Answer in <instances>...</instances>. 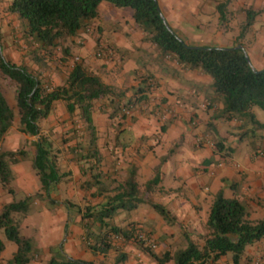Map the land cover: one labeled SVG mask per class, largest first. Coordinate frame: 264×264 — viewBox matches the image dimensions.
<instances>
[{"label": "trees", "instance_id": "1", "mask_svg": "<svg viewBox=\"0 0 264 264\" xmlns=\"http://www.w3.org/2000/svg\"><path fill=\"white\" fill-rule=\"evenodd\" d=\"M102 1L131 9V18L142 33L141 40L154 46L159 60L168 58L185 70L207 75L210 83L205 97L209 106L221 105L217 116L225 121H239L240 126L251 124L253 128H264V123L258 122L251 112L252 106L264 111V67L255 69L244 50L239 48L185 43L168 26L156 0H10L6 10L20 20L24 34L30 39L32 49L29 54L34 62L44 65L45 57L52 58L56 49L61 51V61L66 59L69 55L66 44L86 32ZM223 8L224 4L218 5L220 19L224 16ZM260 11L245 8L242 28L247 27ZM238 38L235 44H238ZM141 67L137 66L132 72L136 83L130 90L105 83L76 60L60 77L59 83L53 85L46 77H41L40 72L6 59L0 49V187L14 194L12 166L25 158L30 159L39 183L33 193L0 206V228L6 239L15 244V250L4 264H27L38 258L37 248L30 238L20 234L19 224L12 215L25 213L40 199H44L48 207L54 206L56 200L50 192L68 175L59 171L56 160L59 150L39 127V122L47 117L56 102L63 104L70 124V136L61 142L73 141L67 151L72 154L83 177L80 187L91 190L90 200L81 204L68 198L59 202L66 213L63 228L66 232L78 216L83 231L82 246L92 255H105L109 250H115L113 264L121 263L126 255L115 246L114 241L118 239L133 243L157 264L168 261L173 264H211L227 253L231 254L232 264H240L245 247L264 237V216L250 218L244 202L235 196L225 197L221 190L211 198L199 234L200 244L187 239L184 247L171 253L168 250L156 253L152 247L137 240L135 232L138 229L134 222L124 227L113 221L121 211L130 212L139 203H147L167 225L174 222L164 206L143 197L144 191L148 192L157 183L158 167L153 178L141 189L133 164H127L123 172H118L116 158H111L110 151L106 166V156L99 149L92 121L91 114L97 105L99 112L115 120L116 132L104 143L110 144L111 150H123L131 143L132 135L122 121L136 104L147 100L154 83L151 73L143 65ZM254 69L258 71L254 72ZM8 88L12 90L13 105L6 99ZM128 91L131 94L127 96ZM11 127L22 135V144L15 149H5L1 144ZM261 206L264 209V198ZM3 248L0 240V254ZM48 251L50 256L46 264H96L71 258L63 252L61 244L50 246Z\"/></svg>", "mask_w": 264, "mask_h": 264}, {"label": "crops", "instance_id": "2", "mask_svg": "<svg viewBox=\"0 0 264 264\" xmlns=\"http://www.w3.org/2000/svg\"><path fill=\"white\" fill-rule=\"evenodd\" d=\"M156 2L168 26L185 43L229 47L234 45L239 37L238 44L242 46L251 65L255 69L264 67V0H156ZM221 3L224 4L223 31L233 32L231 44L219 41L218 38L223 33L218 29L215 30L214 35L208 32L189 33L185 26L187 21L191 20L192 25L200 24L196 17L199 14H205L206 8H210L213 16L220 19L218 5ZM248 7L261 11L243 29L244 9ZM123 14H127L126 17H120L122 20L120 24L124 26L121 28L114 26L107 31H101L100 20L96 16L93 21L97 20L98 25L94 29V34L84 35L86 32L80 34L84 37H82L83 48L73 58L99 75L105 83L121 89L127 87L130 90L136 83L132 73L137 68L136 61L140 59V54L145 56V63L142 62V64L151 73L154 83L148 92L147 100L136 104L131 109L130 115L122 121L132 135L131 143L123 150L118 148L111 150L110 144H105L103 139H107L105 135L109 132L111 137L116 132L115 120H110L107 114L103 113L113 127H109V122L101 123L99 119L103 121L104 118L98 115L97 105L91 116L99 149L106 156V166L110 161L108 156L110 151L111 158H116L115 167L118 172H123L127 164H133L136 167V180L141 189L148 180L153 178L155 168L158 167V181L151 189L150 200L164 206L173 216L174 222L172 225H167L147 203H139L130 212L121 211L113 218V221L119 226L125 227L129 222H134L139 225L144 224V227L151 229H154V225L157 224L167 239L174 237L177 231L188 229L189 235L185 236V239L188 238L200 244V241L193 240L194 234L199 236L202 233L203 218L200 214L202 211L200 202L205 206V210H208L213 194L221 190L224 195L223 188L227 184L230 191L225 197L235 196L246 206L252 205L253 208H258L256 204H260L264 198V149L257 147L251 151L246 150L233 155L234 147L233 145L226 147V140L229 135H241L246 130L240 126L239 121H225L217 116L220 104L209 106L205 93L209 91L210 78L196 70H185L168 58L159 60L154 46L141 40L142 33L134 24L131 12H123ZM232 25H237L239 29L231 28ZM102 40L106 46L104 52L109 53L111 57L114 56L115 65L112 71L117 77L114 82L104 78L110 65L99 66L102 63L100 60L90 59L92 62L89 63H93L90 67L85 58L89 57L88 52L91 48L99 46V41ZM52 84L56 85L58 82L54 81ZM130 94L131 91H128L127 96ZM9 104L13 105V100ZM60 105H62L61 102H56L47 117L39 122L40 131L52 141L54 140L50 135L59 132V129L67 131L68 128L69 131L70 128L69 121L65 127L64 123L60 124V119L66 117V113L60 110ZM235 126L238 129L230 128ZM20 138L22 135L11 127L1 145L5 149H15ZM69 145H65L64 148L59 147L56 159L59 171L67 172L68 175L66 179H61L50 192V196L56 200L55 205L51 210L41 206L37 211L40 219L36 230L43 256L27 264H46L49 259L46 253L47 248L56 244H61L63 252L73 259L93 261L96 264H113L117 251L109 250L105 255H92L82 246L83 231L78 224V216L68 225L66 232L64 231L66 213L59 202L68 198L75 199V202L81 204L90 200L91 192L80 187L83 177L78 171L72 154L67 151ZM24 167L25 164L19 162L13 165L12 169L15 173L16 187L26 195L37 189V186L30 166L25 169ZM202 190L207 192L206 196L200 195L199 192ZM9 200L8 193L0 187V206ZM36 204L38 202H35L33 206ZM250 212L252 215L253 210ZM35 222L36 218L27 213L24 214L20 224L24 237L30 238L28 227ZM254 244L256 245L254 254L258 257L264 253V237ZM115 246L118 251L126 255L118 264H157L131 242L115 243ZM165 246L166 244L162 243L157 248ZM250 250L244 252L240 264H247L251 259L247 257L248 252L251 253ZM227 261L228 258L222 256L211 264H229ZM4 263L5 261L0 257V264ZM261 264H264V259H261Z\"/></svg>", "mask_w": 264, "mask_h": 264}, {"label": "rangeland", "instance_id": "3", "mask_svg": "<svg viewBox=\"0 0 264 264\" xmlns=\"http://www.w3.org/2000/svg\"><path fill=\"white\" fill-rule=\"evenodd\" d=\"M10 0H0V49H1V53L6 59H8L9 61H13L15 64H24L25 66H27L28 68L32 69L33 71H38L41 74V77H46L50 83H54V81L58 82L60 81V77L66 73V71L69 69V67L71 66V64L74 62V55H77L80 50L83 48V40H82V35H79L77 38L74 37L73 41L67 45L68 50H69V55L65 56V60L61 61V51L60 49H56L53 57L52 58H48L45 57L44 61L45 63H43L44 65H39L37 63L34 62L33 57L31 56V54H29L30 50L32 49V46H30L29 44V37H27L24 34V29L22 27V24L20 22V20L13 14H10L7 12L6 10V6L9 3ZM102 5L101 2L100 7L97 6V15L100 23V29L101 31H107V30H111L112 27L115 26V28L119 27H123L124 24H120V22L122 21L120 19V17H126L127 14H123V12H131V9L128 7H115L113 6L111 3L107 2V1H102ZM98 4V5H99ZM106 7V8H105ZM197 21L200 22V24L198 23H194L193 25L191 24V20H188L186 23V28L188 29L190 34H195L198 32H208L209 34L214 35L216 32L215 30H219L222 31V36H219V41L224 43V44H231V36L233 35V32H231L230 30L228 31H223L224 29V24L222 23V19H218L217 17L213 16L212 11L210 8H206L205 9V14H199L197 17ZM191 21V22H190ZM127 24V23H126ZM98 25V21H91V23L89 24L86 33H84V35L86 34H91L93 33L96 28V26ZM129 25V24H128ZM223 26V27H222ZM237 25L235 26H231V28L235 29ZM237 29H239L237 27ZM94 34V33H93ZM103 34H101L102 36ZM84 38V37H83ZM100 36L98 37V39L100 40ZM69 41H71L69 39ZM106 46L104 45V41H99V46H95L94 48H91V50L88 52L89 57H85L87 59V62L90 65H92L93 63H89L92 62L90 59L92 60H100L102 63H100L101 65L99 66H109L108 71L105 73L104 78L108 81H116L117 77L114 76L112 68L115 65L114 62V56H110L109 53L104 52ZM100 49L101 51V55L96 56V52ZM107 50V49H106ZM109 51V50H108ZM140 59H137V66L143 65L142 62L145 63V56L143 54L139 55ZM96 66V65H95ZM91 67V66H90ZM95 68V67H94ZM142 69V67H141ZM143 71V69H142ZM54 78V80L52 79ZM134 85V84H133ZM6 99L8 103L12 102V90L10 88L7 89V93H6ZM63 104L60 105V110L62 109V111H64L63 109ZM55 110H59L57 108H54ZM65 112V111H64ZM251 112L254 114L255 119L260 122V123H264V111L261 110L260 108H258L257 106H252L251 107ZM98 115L102 116V118H104V120H100L99 121L108 123L109 121L106 120V116L103 113H98ZM130 113H128L126 116H129ZM61 117V116H59ZM59 122V121H57ZM68 122V118L67 115L64 119H60V124L63 125L62 123H64V127L67 126ZM110 126L109 127H113L111 124V121L109 122ZM242 128L244 127V129L246 130V132H244V134L238 135L236 134L235 136L229 135L228 139L226 140L225 144L226 147L228 145H233L234 147V154L236 155L238 154V152L242 153L244 151H251L257 147L264 149V128L262 129H257V128H253L251 124H247L244 126H241ZM62 128V126H61ZM231 129H238L236 126L235 127H230ZM68 131V128H67ZM64 131L59 129V132L57 131L55 134L50 135V137L54 140L53 143L54 145L58 148H64V146L72 144V140H68L66 143L61 142L63 139H66L70 136V132L68 131ZM110 132L108 135H105V138H110ZM105 141V139H103ZM103 140H98V141H103ZM22 144V138H20L19 140V144L17 147H19V145ZM16 147V148H17ZM25 164V167H29L30 166V170L33 174L36 186L38 188L39 183H38V178L36 173L34 172V170L31 167V161L28 158H25L23 160L20 161V163ZM24 167V169H25ZM29 169V168H28ZM15 176V173H14ZM15 192L14 194H9L8 196L10 198L9 201H13V200H18L21 197H23L25 194L16 187L15 185V177L12 183ZM37 190V189H35ZM35 190H33L31 193H33ZM183 190V189H182ZM224 190V196H226L228 194V191H230L229 189V184H227L226 186H224L223 188ZM6 192V191H5ZM30 193V194H31ZM201 196H206L207 192L206 191H200L199 192ZM143 197L147 200H150L152 197V193L151 190H149L148 192L145 190ZM75 199H73L72 201H74ZM8 201V202H9ZM152 201V200H151ZM38 204H36L35 206H32L30 209H28L25 213H27L29 216H33L34 218H36V222L34 224L29 225V236L31 238L32 243L35 245V247L38 250V258H42L43 256V252L41 250L40 245L38 244V231L36 230V228L38 227L37 224H39V219L40 216L37 215V211L39 208L44 207L47 210H51L53 208V206H47L48 204L45 203L44 199H40L37 201ZM75 202V201H74ZM201 207H202V211L200 212V214L202 215L203 218V222L205 221L206 218V211L205 210V206L202 204V202H200ZM256 204V202H255ZM258 205V208H253L252 205L251 206H246L249 214H250V218H262L264 216V209L261 206V203L256 204ZM251 210H253L252 215H251ZM25 213H13V218L15 219V221L19 224V228H20V234L24 235V233L21 231V227L20 224L23 220V216ZM157 214V213H156ZM170 214V213H169ZM158 215V214H157ZM144 225V224H143ZM143 225H139V224H135L134 226L138 229V232L143 233L145 235L148 236V239H150L151 243L153 244V250L156 253L159 252H163L165 251L164 249H167L169 252H173L175 249L177 248H182L186 245L187 239H185V236L189 235V230H181V232H176L174 237H171L169 239H167V237H164L163 233H161V229L159 225H154V229L152 228H146ZM64 226V224H63ZM191 235V233H190ZM0 240L3 242L4 244V249L0 254V257L3 261H6L7 259H9L11 257L12 252L15 250V244L6 239L5 234H4V230L2 228H0ZM193 240L196 242H199V236L194 234ZM115 243H123L121 240L116 239L114 241ZM165 243L166 246L165 247H161V248H157L158 246H160V244ZM254 244V243H253ZM247 245L245 247V251L248 249H251V253L248 252L247 257L251 258L248 260L247 264H261V259H264V253H262L260 256H256L254 254V248H255V244L253 245ZM57 245V244H56ZM253 251V253H252ZM46 253H48V255L50 256V253L47 251ZM148 257V256H147ZM225 257L228 258V263H231V254L227 253L225 255ZM246 257V258H247ZM109 258V257H108ZM149 258V257H148ZM166 264H173L172 261H168Z\"/></svg>", "mask_w": 264, "mask_h": 264}, {"label": "built area", "instance_id": "4", "mask_svg": "<svg viewBox=\"0 0 264 264\" xmlns=\"http://www.w3.org/2000/svg\"><path fill=\"white\" fill-rule=\"evenodd\" d=\"M96 55L97 56L101 55L100 49L96 52ZM135 236H136L137 240H141L144 244L149 245L150 247H153V244L151 243L150 239H148L147 235L137 231V232H135Z\"/></svg>", "mask_w": 264, "mask_h": 264}, {"label": "water", "instance_id": "5", "mask_svg": "<svg viewBox=\"0 0 264 264\" xmlns=\"http://www.w3.org/2000/svg\"><path fill=\"white\" fill-rule=\"evenodd\" d=\"M234 48H239V49H242L243 50V48H242V46L240 45V44H236V45H234V46H231V47H228V49H234ZM254 72H257L258 70H253Z\"/></svg>", "mask_w": 264, "mask_h": 264}]
</instances>
